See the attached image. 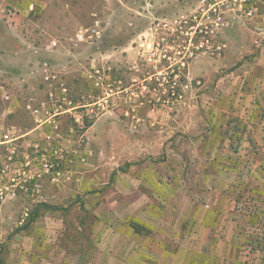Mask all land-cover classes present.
I'll use <instances>...</instances> for the list:
<instances>
[{
    "label": "rangeland",
    "instance_id": "1",
    "mask_svg": "<svg viewBox=\"0 0 264 264\" xmlns=\"http://www.w3.org/2000/svg\"><path fill=\"white\" fill-rule=\"evenodd\" d=\"M41 2L24 11L0 0V87L12 97L0 110L12 106L9 123L28 133L19 153L32 154L41 140L28 101L63 84L79 108L54 117L56 132L46 124L55 140L40 143L48 154L58 147L60 175L0 202V264H91L103 248L121 264V233L175 263L191 220L210 207L205 195L216 197L198 187L220 177L222 133L240 150L234 136L246 128L231 111L246 99L236 71L259 49L252 20L230 0H216L218 24L201 0ZM246 173L230 174L232 196L247 197Z\"/></svg>",
    "mask_w": 264,
    "mask_h": 264
},
{
    "label": "crops",
    "instance_id": "2",
    "mask_svg": "<svg viewBox=\"0 0 264 264\" xmlns=\"http://www.w3.org/2000/svg\"><path fill=\"white\" fill-rule=\"evenodd\" d=\"M7 1L24 11H35L42 6L41 0ZM249 19L253 23L245 28L255 35L254 42L259 49L236 71L247 80L246 99L236 102V110L231 111L237 116L232 123L237 127L245 126L246 131L242 127L234 136L240 144L239 151L231 148L230 137L222 133L216 156L218 165L222 166L218 172L220 177L210 179L205 187L202 183L198 187L214 192L215 199L205 195L210 207L207 203L202 205V213L191 220L193 230L182 235L180 246H176L178 258L175 263L158 256L153 258L151 249L139 245L127 233H121V264H189V255H197V264H264V7L257 9ZM224 116L227 112L222 119ZM242 157L250 159L248 166L245 167ZM224 162L228 164L225 168ZM244 171L247 173L241 191L247 197L237 198L232 196L235 180L232 182L230 174L241 175ZM203 172L198 168V174ZM202 181L204 183L205 179ZM166 217L168 223L172 216ZM165 226L162 222L159 228L168 233L170 226ZM112 256V252L103 248L91 264H114Z\"/></svg>",
    "mask_w": 264,
    "mask_h": 264
},
{
    "label": "built area",
    "instance_id": "3",
    "mask_svg": "<svg viewBox=\"0 0 264 264\" xmlns=\"http://www.w3.org/2000/svg\"><path fill=\"white\" fill-rule=\"evenodd\" d=\"M230 1L232 4L238 5L237 10L242 17L249 18L253 16V8L242 9V5L249 2V0ZM206 2L207 7L205 9L201 8L202 14H207L206 16L212 14L213 17L215 16L214 23L218 24L222 18V12L219 6L216 5V0L214 2L201 0L202 4ZM55 44L56 41H53L52 45ZM57 90L58 88L50 90L49 99L47 100L34 102L31 99L25 104V109L33 117L35 123L33 129L39 132V136H36V139L41 140L40 143L46 139L55 140V135L50 132L45 133L46 124L50 125L53 131L56 132L57 124L54 117L71 114L72 110L76 114V110L79 108V106L72 104V100L66 98L67 89L63 84L60 85L59 91ZM0 99L8 104L12 99L11 94L2 86L0 87ZM12 112V106L10 105L4 106L0 110V202L16 196V191H19V189L26 191L29 188H32V190L41 188L39 181L46 173L50 172L52 178L60 175V153L58 147H53L51 153L48 154L44 144L38 143L35 145V150L32 154L27 151L19 153L16 143L25 138L28 133L21 132L20 129H14V126L9 123L8 118ZM30 183L33 187L29 186Z\"/></svg>",
    "mask_w": 264,
    "mask_h": 264
}]
</instances>
